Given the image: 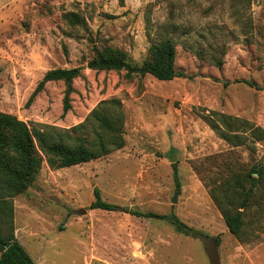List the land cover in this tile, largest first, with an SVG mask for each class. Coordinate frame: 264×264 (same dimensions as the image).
<instances>
[{"label": "rangeland", "instance_id": "rangeland-1", "mask_svg": "<svg viewBox=\"0 0 264 264\" xmlns=\"http://www.w3.org/2000/svg\"><path fill=\"white\" fill-rule=\"evenodd\" d=\"M169 37L186 77L89 67L104 47L141 65L151 43ZM58 67L81 69L67 112L63 80L47 82L29 102L44 74ZM113 98L122 102L125 146L58 169L45 158L15 197V228L35 263L264 264V177L244 209L241 240L212 196L214 190L224 199L231 175L264 169V139L241 128L244 142H230L207 121L223 114L264 129V0H0V111L53 135L73 130L92 139L95 124L74 128ZM96 187L119 210L89 208ZM136 210L175 213L210 238Z\"/></svg>", "mask_w": 264, "mask_h": 264}, {"label": "trees", "instance_id": "trees-1", "mask_svg": "<svg viewBox=\"0 0 264 264\" xmlns=\"http://www.w3.org/2000/svg\"><path fill=\"white\" fill-rule=\"evenodd\" d=\"M76 20L78 16L72 14ZM150 56L141 65L131 64L126 54L112 47H104L97 51L96 56L89 62L93 69H126L127 75L147 73L160 80H172L176 77H186V73L176 67V43L173 38H165L152 42ZM219 66L222 59H216ZM81 74L80 67L49 69L39 81L36 89L29 98L32 102L49 81L63 80L66 83L64 112L71 109L70 95L74 90L73 82ZM250 86H256L252 81H245ZM228 84V82H226ZM216 114V113H215ZM218 120V121H217ZM207 121L212 128L226 140L242 144L244 135L237 132L251 131L253 140L264 139V129L260 126H240L239 119L226 115H218V119L209 117ZM124 112L122 102L113 98L101 101L91 115L76 128H85L89 124L95 134L92 139L74 137L67 130L65 137L53 135L51 130L31 128L16 115L0 111V264H36L29 251L16 235L15 228V197L24 193L33 183L40 172L46 158L51 168L58 169L82 164L125 146L123 136ZM52 128V127H50ZM247 138V137H246ZM76 140L74 143L69 141ZM174 179L178 188L181 187L178 163H173ZM257 172L254 176L249 172L243 176L238 173L231 175L223 185L226 190L224 199H220L212 190V196L218 203L229 230L242 239L245 226L244 209L251 204L255 191L264 177L263 167L252 168ZM95 200L89 205L91 209L108 211L119 210L120 206L103 199L98 187L94 190ZM82 210V209H81ZM141 217L167 219L177 231L188 236L206 240L210 235L202 230L192 228L183 222L175 213L159 214L152 211H131ZM10 245L8 246V244Z\"/></svg>", "mask_w": 264, "mask_h": 264}, {"label": "water", "instance_id": "water-1", "mask_svg": "<svg viewBox=\"0 0 264 264\" xmlns=\"http://www.w3.org/2000/svg\"><path fill=\"white\" fill-rule=\"evenodd\" d=\"M178 193H179V190L176 192V194L174 195L172 201L173 202H177L178 201ZM130 207L129 206H126L125 209L128 210ZM10 245V243L8 244V246Z\"/></svg>", "mask_w": 264, "mask_h": 264}, {"label": "crops", "instance_id": "crops-1", "mask_svg": "<svg viewBox=\"0 0 264 264\" xmlns=\"http://www.w3.org/2000/svg\"><path fill=\"white\" fill-rule=\"evenodd\" d=\"M16 235H17V237L20 239V237H19V233H18V229L16 228Z\"/></svg>", "mask_w": 264, "mask_h": 264}]
</instances>
